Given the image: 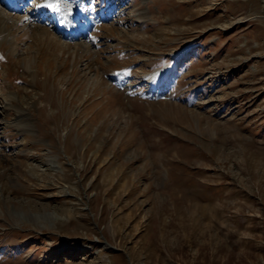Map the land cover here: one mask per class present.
I'll return each mask as SVG.
<instances>
[{"label": "rangeland", "instance_id": "1", "mask_svg": "<svg viewBox=\"0 0 264 264\" xmlns=\"http://www.w3.org/2000/svg\"><path fill=\"white\" fill-rule=\"evenodd\" d=\"M43 1L0 0V264H264V0Z\"/></svg>", "mask_w": 264, "mask_h": 264}, {"label": "bare ground", "instance_id": "2", "mask_svg": "<svg viewBox=\"0 0 264 264\" xmlns=\"http://www.w3.org/2000/svg\"><path fill=\"white\" fill-rule=\"evenodd\" d=\"M22 1L24 2V0H22ZM55 3H57V0H44L42 2V4H40V6L38 8L40 10H43V12H42L43 15H50L52 17H56L57 18V22L55 24L56 25L55 27H57L58 30H60V32H62L64 34L63 37H65L67 39L73 40L74 39V36L75 37H78V36L84 35L85 32L78 31L77 28H76V25L74 24V22L78 18L79 13H77V12H79V10H77L76 8H74L75 11L77 10L76 13H71V14L68 13L66 15V11L64 10V7H62L60 5H59L60 6L59 11H54L52 8H46V7H44V5H47V4H55ZM11 9H16V8H15V6H13V7H11ZM12 24L17 25L16 23H12ZM3 26H5V25L3 24ZM46 44H47V42H46ZM48 44H49V46L54 45V46H59L61 48L68 46V44L62 43V42L58 41V38L55 37V36H52L51 38L49 37Z\"/></svg>", "mask_w": 264, "mask_h": 264}, {"label": "snow or ice", "instance_id": "3", "mask_svg": "<svg viewBox=\"0 0 264 264\" xmlns=\"http://www.w3.org/2000/svg\"><path fill=\"white\" fill-rule=\"evenodd\" d=\"M44 7L46 8H52L54 11H59V3H55V4H47V5H44Z\"/></svg>", "mask_w": 264, "mask_h": 264}]
</instances>
